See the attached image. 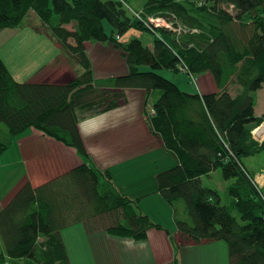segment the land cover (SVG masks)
Segmentation results:
<instances>
[{
  "label": "trees",
  "instance_id": "16d2710c",
  "mask_svg": "<svg viewBox=\"0 0 264 264\" xmlns=\"http://www.w3.org/2000/svg\"><path fill=\"white\" fill-rule=\"evenodd\" d=\"M130 1L0 0V31L23 27L34 13L45 31L35 30L51 36L80 68L63 83H22L0 54V124L12 137L35 129L82 159L44 185L27 180L5 205L0 264H70L61 232L80 223L88 234L138 241L163 228L142 213L139 199L120 193L111 171L98 168L78 125L127 104L128 90L139 89L147 94L150 131L177 159L156 179L181 237L198 244L225 241L230 264H264V187L245 161L264 152V139L254 135L264 123V113H256L257 93L264 90V0H147L140 11ZM157 18L182 31L155 25ZM132 30L153 41L124 42ZM94 43L121 50L127 74L96 78ZM164 72L195 79L208 74L216 88L202 92L197 79L192 93ZM8 148L0 141V156ZM218 169L233 180L226 205L202 183Z\"/></svg>",
  "mask_w": 264,
  "mask_h": 264
},
{
  "label": "crops",
  "instance_id": "0c3cea01",
  "mask_svg": "<svg viewBox=\"0 0 264 264\" xmlns=\"http://www.w3.org/2000/svg\"><path fill=\"white\" fill-rule=\"evenodd\" d=\"M36 34H40L44 39L54 43L55 49L58 51L42 70L56 76L64 70L68 72L69 69L65 68L63 62L62 64L58 62L65 56L58 43L42 32H36ZM90 49H92L90 58L94 68L96 60L98 69L109 70L121 66L120 69L118 68L120 73L127 74L128 69L124 58H122L123 64L115 66L111 58L103 56V51L107 49L105 46L94 43ZM67 60L69 61L68 57ZM65 65L69 66V63L67 62ZM10 72L16 78L11 70ZM76 75L73 73L69 78L73 79ZM42 76L43 73L35 77L41 79ZM63 76L65 74H62L61 78ZM52 82L63 83L62 79H55L50 83ZM177 82L180 86L181 82L179 80ZM198 82L202 92L207 90L211 92L216 88L211 75L203 74L199 77ZM188 89L190 88H187V91L192 93L195 91V89L193 91ZM146 95V92L140 89L128 90L127 104L81 120L78 124L80 134L98 168L111 171L114 184L121 194L139 199L138 204L142 213L147 214L150 219H152L153 210L146 206L147 203L154 202V206L157 208L154 212V215L157 214L156 218L163 216L166 220L167 218L164 216L168 214L175 224L172 228L168 224L169 220H166L167 223L159 219L161 223L155 221V224L157 222L163 228L151 229L145 240L140 241L112 237L103 231L88 234L81 223L71 226L61 232L70 264H174L175 258L179 264H230L229 248L225 241L198 244L192 240L186 241L181 237L176 228L172 208L157 192L156 175L158 170L151 175L142 173L136 178L129 177L128 180L123 177V174L127 173L125 168H128L129 171L134 169L137 159L147 155L152 156L153 152L159 150H165L164 152L170 156L165 162L167 165L164 170L177 165L176 157L166 150L160 139L149 129L144 113ZM16 139H18V151L12 160L7 158L10 147L0 156V212L27 180L31 181L34 187H38L56 178L57 175L67 173L70 168L74 169L82 164V159L79 158L74 148L65 146L62 142L51 137L42 136L35 129L24 132L21 137ZM16 169L20 171L19 175H15ZM46 171H50L51 174L48 175ZM132 172L135 173V170ZM145 182H149L148 185H145ZM136 184L139 186L136 187ZM171 236H173V240Z\"/></svg>",
  "mask_w": 264,
  "mask_h": 264
},
{
  "label": "rangeland",
  "instance_id": "374dc122",
  "mask_svg": "<svg viewBox=\"0 0 264 264\" xmlns=\"http://www.w3.org/2000/svg\"><path fill=\"white\" fill-rule=\"evenodd\" d=\"M68 1L70 2L72 0H68ZM146 1L147 0H131L129 4L133 10L140 11L145 6ZM153 22L156 25H163L165 27L167 26V24H161L162 21L154 20ZM35 27L36 29H39V30L44 29L42 26V22L39 19H37L34 13H31L28 18L27 23L23 27H17V29L6 28V30L0 31V54L5 64H7L10 70L15 74L16 80L18 82L20 81L22 83H26L30 81H41V80L46 81V82L47 81L51 82L52 80H55V79L56 80L62 79V82H63V80H66L69 78V76H72L73 73L78 74V72L80 71V68L77 62L74 60L71 61L65 52L64 54L66 57L63 56L62 59H60L58 62H60V64H62L63 62V65L65 66V68L69 69L68 72L70 74L66 72L67 70H64L61 74H58L56 76V75H53V73H49V72H46L45 70H42L49 63L48 61H50L51 57L54 54H56L58 51H56L54 43L44 39L40 34L39 35L36 34L37 31L35 30ZM105 27L107 28L109 32L110 27H108V24H105ZM68 28L71 29L72 25L68 26ZM42 34H45V33L42 32ZM46 36L52 39L51 36L47 34ZM136 37L141 38L144 44L146 45L150 43L151 41H153L152 36H150L148 33L146 34V33H143L137 30L136 31L132 30L128 32L124 36L123 41L124 42L129 41ZM104 46L107 49L103 51V56L106 55L108 59L111 58L115 66L116 64H123V60L120 55L122 52L121 50H118L117 48H113L112 46L107 45V44H105ZM67 57L69 61L67 60ZM67 62L69 63V66L65 65ZM118 68L120 69L121 66L116 67V68H110L109 70L103 69V68L98 69L96 65V60H95V68H94L95 76L96 78L100 80L111 78V76L116 77V76L122 75L120 73L121 71L118 70ZM41 73H43L42 78L36 79L35 76L40 75ZM62 74L63 75L65 74V76L61 78ZM164 75L166 77L168 76L169 78L175 79L176 82L179 80L181 82L180 88H183L186 91H187V88H190L188 89L190 91L191 90L193 91V89L198 90L197 84L195 85L196 80L197 79L199 80L197 76H196L197 79H195L193 77L190 78L187 75H184L183 73H181L180 76L177 75L175 78V76H170L171 73H167V72H164ZM236 89H237L236 86L231 85L230 87L231 92L235 93ZM257 95H258L257 114H262L264 113V90L258 91ZM263 126H264V123L259 125V127L255 128L254 130V133L257 132L258 135L261 134V137H258L257 134H254L255 136H257V138H259V140L264 138L263 132L261 133L260 131V128H264ZM19 137L21 136L12 137L9 133V129L7 128V126L3 123L0 124V140L4 142L5 144L9 145L10 149L8 151L7 158L11 160L14 157L16 151H18L17 150L18 139L16 138H19ZM164 151L165 150L155 151L152 153V156L147 155L146 157L137 159L138 161L134 165L136 167L134 169H131L130 171L128 168H125V172L127 173L123 174V177H125L128 180L129 177L136 178V176H139L142 173L145 175L147 174L151 175L153 174L154 171H157V170L159 171L157 173L164 172L163 170L165 166L167 165L165 162L168 161V158L170 157L169 154H167V152H164ZM245 161H246V165L248 166V168L257 174L255 177V182L257 183V185L261 188L264 187V152L260 153V155H257L255 157H250L249 159H246ZM70 170H72V168H70ZM70 170H67V171H70ZM132 170H135V173L132 172ZM16 171L17 172L15 175H19L20 171L18 169H16ZM46 172L48 173V175L51 174L50 171H46ZM63 174H65V172L60 175H63ZM232 181L233 180L226 181L223 178V175L220 169H218L215 172H212L210 176H207V177L205 176L202 178V183L204 184L205 187L207 188L210 187L212 189H215L222 195V204H225V205L229 203V198H228V195L226 194V189L229 186V183H231ZM148 183L149 182H145V185H148ZM135 186L137 187L139 186V184H136ZM146 207L153 210L152 220L154 221V223L155 221L160 222L159 219H161V221L169 220L170 223H168V221L166 222L170 224V227L173 228V225L175 223H173V220H171L168 214L164 216L167 218L166 220H164L162 214H160L162 218H159L158 216H157L158 219L156 218L157 214L155 213L154 215V212H155V209L157 208H155L154 202L147 203ZM164 227L166 228V226ZM3 248H4L3 241H2V238L0 237V249H3Z\"/></svg>",
  "mask_w": 264,
  "mask_h": 264
},
{
  "label": "built area",
  "instance_id": "2783aa9c",
  "mask_svg": "<svg viewBox=\"0 0 264 264\" xmlns=\"http://www.w3.org/2000/svg\"><path fill=\"white\" fill-rule=\"evenodd\" d=\"M162 21L161 22V24H167L165 21H163V19H160V18H158L157 20L156 19H153V20H151L152 22L153 21ZM154 23V22H153ZM155 24V23H154ZM156 25V24H155ZM167 28L169 27V28H171L172 30H174L175 32H177V33H180L181 31H182V28L181 27H179V28H176V27H174L172 24H170V23H168L167 24V26H166Z\"/></svg>",
  "mask_w": 264,
  "mask_h": 264
},
{
  "label": "bare ground",
  "instance_id": "6f19581e",
  "mask_svg": "<svg viewBox=\"0 0 264 264\" xmlns=\"http://www.w3.org/2000/svg\"><path fill=\"white\" fill-rule=\"evenodd\" d=\"M263 127H264V126H263ZM260 131H261V133L263 132V134H264V128H260ZM255 132H256V131H255ZM255 134H257V132H256ZM257 136H258V137H261V134H259V135L257 134ZM263 139H264V138H263ZM263 139H261V140H263Z\"/></svg>",
  "mask_w": 264,
  "mask_h": 264
}]
</instances>
